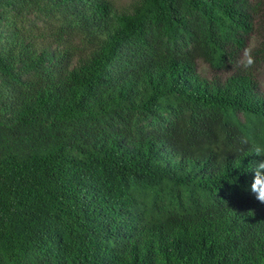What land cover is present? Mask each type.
Returning a JSON list of instances; mask_svg holds the SVG:
<instances>
[{
  "label": "trees",
  "instance_id": "obj_1",
  "mask_svg": "<svg viewBox=\"0 0 264 264\" xmlns=\"http://www.w3.org/2000/svg\"><path fill=\"white\" fill-rule=\"evenodd\" d=\"M1 39L0 264H264V0H0Z\"/></svg>",
  "mask_w": 264,
  "mask_h": 264
},
{
  "label": "clouds",
  "instance_id": "obj_2",
  "mask_svg": "<svg viewBox=\"0 0 264 264\" xmlns=\"http://www.w3.org/2000/svg\"><path fill=\"white\" fill-rule=\"evenodd\" d=\"M254 63L253 48L251 46L244 48L242 56L237 61L238 66L248 71L254 66ZM205 70H207L206 67ZM242 143H248L246 137ZM250 154L257 157V160L250 170L249 191L259 204L264 205V143L253 144Z\"/></svg>",
  "mask_w": 264,
  "mask_h": 264
},
{
  "label": "rangeland",
  "instance_id": "obj_3",
  "mask_svg": "<svg viewBox=\"0 0 264 264\" xmlns=\"http://www.w3.org/2000/svg\"><path fill=\"white\" fill-rule=\"evenodd\" d=\"M113 1L115 2L116 8L118 9H124L132 2V0H113ZM12 20H14L12 21L14 22V26L17 29H19L22 33H26V32L42 33V32L47 31V29L43 31L41 28L43 26H46V24L44 23L46 18L44 16H41L40 14H23L19 17H14ZM36 26L40 27V29L37 28ZM1 32H2V38L4 39L5 35H7L8 32H10V27L8 25L3 24L1 28ZM3 39H1V42H0V50L3 48V46L7 47L8 45L4 42ZM42 43H45V42H42ZM257 74L259 76L261 85L264 88V62L258 66Z\"/></svg>",
  "mask_w": 264,
  "mask_h": 264
}]
</instances>
